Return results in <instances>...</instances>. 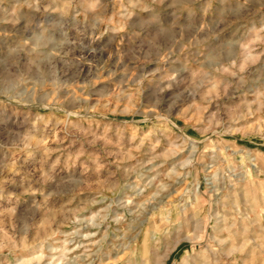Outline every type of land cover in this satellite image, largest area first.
Masks as SVG:
<instances>
[{"label":"rangeland","instance_id":"rangeland-1","mask_svg":"<svg viewBox=\"0 0 264 264\" xmlns=\"http://www.w3.org/2000/svg\"><path fill=\"white\" fill-rule=\"evenodd\" d=\"M0 264H264V0H0Z\"/></svg>","mask_w":264,"mask_h":264}]
</instances>
